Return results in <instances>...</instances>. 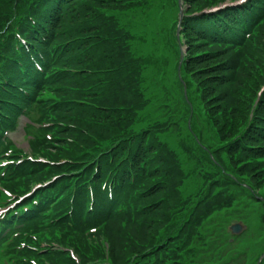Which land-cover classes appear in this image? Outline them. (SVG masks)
Instances as JSON below:
<instances>
[{
  "label": "trees",
  "instance_id": "1",
  "mask_svg": "<svg viewBox=\"0 0 264 264\" xmlns=\"http://www.w3.org/2000/svg\"><path fill=\"white\" fill-rule=\"evenodd\" d=\"M143 1L0 0V30H7L0 38V55L5 56L0 95L10 100H0V105L13 116L26 109L25 115L38 114L37 122L52 124L34 135L33 153L49 162L63 157L72 163H27L25 172L13 173L4 185L21 194L31 182L66 176L50 186L57 195L59 222L49 229L48 239L72 251L81 264H193L194 256H199L198 242L205 247L200 230L214 214L238 195L245 197L243 193L263 203L264 93L262 99L258 100V93L242 106L237 88L251 70L263 71L264 64H257L264 58V0L251 2L253 12L263 20L250 22L256 33L248 40L236 37V28L246 23L240 10L196 16L236 0H187L192 6L183 22L189 37L184 42L188 46L184 70L204 78L194 82L204 89L205 103L223 97L219 114L208 115L218 140L228 146L230 163L222 158L223 163V146L215 144L212 165L221 173L208 181L205 199L191 202L185 210L177 158L158 138L148 139L158 131H133L147 105L141 89L144 68L114 14ZM13 19L28 46L15 38L16 28L6 25ZM222 90L227 96L216 94ZM26 127L24 132H29ZM156 128L166 131L165 125ZM191 128L195 133V126ZM199 138L205 141L202 135ZM202 143L199 149L210 152ZM29 171L32 174L24 181ZM39 195L42 202L44 196ZM35 221L39 227L47 224V220ZM91 229L95 233L87 234ZM44 256L40 264H76L70 253L51 250ZM15 264L25 263L18 256Z\"/></svg>",
  "mask_w": 264,
  "mask_h": 264
},
{
  "label": "rangeland",
  "instance_id": "2",
  "mask_svg": "<svg viewBox=\"0 0 264 264\" xmlns=\"http://www.w3.org/2000/svg\"><path fill=\"white\" fill-rule=\"evenodd\" d=\"M179 2L181 0H146L114 15L119 26L130 35L133 55L143 63L144 68L141 89L147 105L139 114L133 131L141 133L158 131V134L152 132L155 134L154 137L150 135L148 139L158 138V141L177 158L183 174L179 192L185 210L191 202L196 204L205 199L206 193L210 190L208 181L213 177L217 178L221 173L212 165L216 163L212 155L216 150L215 144L223 146L221 159L225 158L226 164L230 161L226 149L228 146L218 140L210 124L213 123V119L208 115L219 114L218 109L223 104L221 101L223 97L213 98L205 103L204 89L194 82L204 78L197 74L190 76L184 70L188 46L183 43L189 40V37L183 28L182 17L186 15L191 3L184 0V7L180 8ZM6 32L7 30H0V35ZM252 50L253 53L260 54L255 48ZM255 60L257 61L256 58ZM261 64H264V58L259 59L257 65ZM262 68L263 71L256 72L250 69V74L243 78L249 76L245 84L242 81L238 82L240 105H249L251 98H257V94L264 89V67ZM211 93L213 95V92ZM221 93L227 96L226 90L216 92L218 95ZM46 96L48 95L45 93L43 98ZM29 114L23 120V127L26 125L27 129H36L39 123L38 114ZM238 114L241 117L243 115ZM238 114L234 115L238 116ZM31 119L35 122H31ZM158 125H165L166 131L158 130L159 128H156ZM192 126H195V133H192ZM20 132L19 129L15 134L13 133L17 143H23ZM80 135L76 134V136ZM201 135L205 141L199 138ZM199 143L208 147L210 152H202ZM58 145L60 144L56 143L54 146ZM48 160L50 159L41 157V163L45 165ZM66 161L71 163L63 157L50 162L60 165ZM222 161L224 163L225 160ZM227 166L231 170L230 174H234L232 166ZM241 179L247 182L246 178ZM243 194L245 197L238 195L236 201L223 211L214 214L212 220L201 228L200 234L205 239V247L202 249L200 247L202 243L198 242L199 248L196 251L199 256H194L193 264H200L199 261L201 264H264V198L261 204L251 199L248 194ZM235 225L245 228L241 234L236 235L237 237H233L230 232L231 227ZM51 247L59 251L63 246L54 242ZM105 247L108 252L109 245L105 244ZM116 247L119 249V246ZM68 253H72L75 259L80 261L72 251ZM77 264H81V261Z\"/></svg>",
  "mask_w": 264,
  "mask_h": 264
},
{
  "label": "water",
  "instance_id": "3",
  "mask_svg": "<svg viewBox=\"0 0 264 264\" xmlns=\"http://www.w3.org/2000/svg\"><path fill=\"white\" fill-rule=\"evenodd\" d=\"M232 232H233V233H239V232H241V227H240L239 225L234 226V227L232 228Z\"/></svg>",
  "mask_w": 264,
  "mask_h": 264
},
{
  "label": "snow or ice",
  "instance_id": "4",
  "mask_svg": "<svg viewBox=\"0 0 264 264\" xmlns=\"http://www.w3.org/2000/svg\"><path fill=\"white\" fill-rule=\"evenodd\" d=\"M241 2H243V0H241Z\"/></svg>",
  "mask_w": 264,
  "mask_h": 264
}]
</instances>
